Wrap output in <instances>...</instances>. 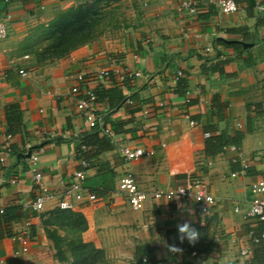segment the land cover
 <instances>
[{"label":"crops","instance_id":"0c3cea01","mask_svg":"<svg viewBox=\"0 0 264 264\" xmlns=\"http://www.w3.org/2000/svg\"><path fill=\"white\" fill-rule=\"evenodd\" d=\"M182 1L121 0L103 11L100 30L83 36L76 51L38 62L24 51L26 44L59 11L77 7L79 1L0 0V20L12 17L6 24L8 38L0 42V209L13 232L0 240V264H62L47 234L52 227L43 217L58 210L56 204H48L44 214L32 209L39 186L29 168L30 150L38 154L42 182L53 192L63 191L83 169L80 154L87 153L85 186L99 201L72 211L84 216L85 229L68 233L53 228L63 238L81 239L100 250L101 264H195L192 254L202 250L219 264H264V243H253L264 224L246 216L251 186L264 179V15L259 10L264 0H235L239 10L234 14H225L220 0H197L195 18L179 14ZM114 57L115 65L110 62ZM101 71H107L104 80ZM117 71L143 77L122 87L127 97L122 107L99 104L115 138L113 145L102 141L100 153L94 154L92 147L83 150L84 138L92 133L77 108L83 94L72 97L71 90L79 74L87 80L81 88L111 90ZM179 78L188 82L186 94L178 88ZM14 103L24 125L9 137L5 112ZM209 112L216 114L211 120L215 134L230 140L243 135L236 152L206 156ZM125 146H141L152 154L127 163L121 156ZM129 171L149 193L202 179L216 204L208 215L193 202L165 200L134 211L118 192ZM186 220L200 232L195 244L178 238L177 224ZM22 237L28 241L24 254L19 253ZM169 245L182 251L171 252ZM244 251L248 255L242 257Z\"/></svg>","mask_w":264,"mask_h":264},{"label":"built area","instance_id":"2783aa9c","mask_svg":"<svg viewBox=\"0 0 264 264\" xmlns=\"http://www.w3.org/2000/svg\"><path fill=\"white\" fill-rule=\"evenodd\" d=\"M79 4L90 2L91 0H78ZM148 6L147 3L144 4ZM220 6L225 14H234L238 12L239 7L235 0H220ZM179 14L183 18H195L198 15V1L197 0H185L180 2L178 6ZM260 12L264 15V6L259 8ZM11 15L3 20H0V42L8 38V29L6 24L11 21ZM25 59H29L28 56ZM110 62L116 64L117 58H111ZM22 77H26L27 73L24 70L19 71ZM117 76V83L120 86L133 81L137 78L143 77L139 72H119ZM182 73H179V77ZM108 77L107 71H101L99 73V79H106ZM77 85L71 90L72 97H77L83 94L82 98H78L77 108L82 116L85 118V122L89 129L96 128L97 126L102 127V135L108 140L114 143V134L112 130L105 124V117L101 113L98 105V100L95 92L91 89H83L81 86H85L87 83L86 77L79 74L76 77ZM195 125V123H192ZM9 137H11L9 135ZM211 137L210 133L205 134V138ZM87 148L84 146L83 150ZM226 151L236 152L238 149L235 146H230L225 149ZM151 152L141 146H125L121 148L122 159L131 163L138 159L151 156ZM1 161H4L1 158ZM29 168L34 174L35 181L39 186V193L37 194L32 209L37 214H44L47 212V205L55 203L56 208L62 211H75L81 205L85 207L94 206L98 201L99 197L91 192L86 186L85 182L88 178L87 169L89 163L86 160H82V170L76 171L72 176V181L69 185L61 192H53L45 187L42 182L43 176L39 171V156L38 154H31L29 158ZM242 175H246L245 172ZM238 174H232L233 178H236ZM118 192L124 194L127 197L128 203L132 210L143 211L147 205L152 201L165 200L170 201H181V202H193L197 205L199 212L202 215H208L212 208L216 204V199L210 193L207 184L202 179L189 180L185 185L178 187L174 190H159L153 193L143 191L133 172L129 171L119 181ZM252 199L249 202V207L246 212V216L257 222H264V179H260L251 186ZM4 211L0 209L2 214ZM236 213L241 212V206L237 205L235 208ZM23 247L19 253H26L28 251V241L26 238L20 239ZM253 243L255 245H261L264 243V233L255 235L253 237ZM248 255V251L242 252V257ZM192 256L195 258V264H219V261L214 260L210 255L198 254L194 252Z\"/></svg>","mask_w":264,"mask_h":264},{"label":"trees","instance_id":"16d2710c","mask_svg":"<svg viewBox=\"0 0 264 264\" xmlns=\"http://www.w3.org/2000/svg\"><path fill=\"white\" fill-rule=\"evenodd\" d=\"M25 1H38V0H20ZM121 0H91L90 2L80 4L77 7L67 10L59 11L54 20L47 27H40L37 31L36 38L33 42L27 43L25 52L34 55L38 62L46 60H59L72 52L76 51L82 44V37L90 34H94L100 30L103 24V11L112 8L116 3ZM222 43L227 45L225 41ZM235 47V46H234ZM127 84V83H126ZM115 81V88L111 90H99L95 94L97 96L98 105L102 102L108 101L110 109H116L122 107L127 103V100L122 91V87ZM179 90H183L186 94L188 91V82L185 79L179 78L178 84ZM6 126L7 134L14 136L18 134L23 127V114L20 110V106L16 103L9 105L6 108ZM220 113V112H219ZM215 112H209L207 115V123L209 126H204L206 133H210L211 137L206 139L205 154L207 157H216L223 153L226 148L233 145L239 147L243 141V135L238 133L236 137L230 140L227 135L215 134L218 129L212 125V118L215 116ZM108 117H105V124H108ZM206 123V124H207ZM114 132V131H113ZM115 133V132H114ZM117 133V132H116ZM102 127L97 126L92 129V133L84 138L82 144L87 147H92V152L98 154L101 151V142L105 141L112 144V141L108 140L102 135ZM115 137V136H114ZM88 144L89 146H86ZM82 145L79 149L81 150ZM12 153L15 151L10 148ZM83 152V151H82ZM81 153V151H80ZM22 154V153H20ZM18 154V155H20ZM87 153L80 154V157L89 163L86 158ZM6 211L0 213V240L5 237H13L12 229L7 226ZM44 223L48 227H52V230H47L48 237L54 242L55 249L57 250V258L62 264H101L103 261L102 252L97 250L92 244H85L81 239L68 240L59 235L58 229L66 230L68 233L76 232L80 229V226L86 228L84 216L74 214L72 212L55 210L43 216ZM264 224V222H259ZM56 227L58 229H55ZM75 227H78L77 229ZM264 233L261 232L260 234ZM259 235V234H258ZM31 238L33 239L35 234L32 231ZM206 251V250H205ZM204 250L196 253L208 255ZM67 253H70V257H67ZM194 253V252H193Z\"/></svg>","mask_w":264,"mask_h":264},{"label":"clouds","instance_id":"9594fccd","mask_svg":"<svg viewBox=\"0 0 264 264\" xmlns=\"http://www.w3.org/2000/svg\"><path fill=\"white\" fill-rule=\"evenodd\" d=\"M178 238L181 243L185 240L188 241L189 244H195L200 238V232L196 227L193 226L191 221H184L182 223L177 224ZM169 251L171 252H181L182 249L176 247L175 245H169Z\"/></svg>","mask_w":264,"mask_h":264},{"label":"water","instance_id":"95a60500","mask_svg":"<svg viewBox=\"0 0 264 264\" xmlns=\"http://www.w3.org/2000/svg\"><path fill=\"white\" fill-rule=\"evenodd\" d=\"M237 43H240L244 46V48H249V47H252V45H249V44H245V43H242V42H237ZM31 154H32V150H30L27 154V157L30 158L31 157Z\"/></svg>","mask_w":264,"mask_h":264},{"label":"rangeland","instance_id":"374dc122","mask_svg":"<svg viewBox=\"0 0 264 264\" xmlns=\"http://www.w3.org/2000/svg\"><path fill=\"white\" fill-rule=\"evenodd\" d=\"M79 5H80V4H79ZM77 6H78V5H77ZM20 51H22V50H20V48H19L18 50H16V52H18V53H19Z\"/></svg>","mask_w":264,"mask_h":264}]
</instances>
